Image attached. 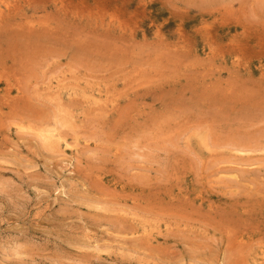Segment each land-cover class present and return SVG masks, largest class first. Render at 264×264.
Segmentation results:
<instances>
[{
    "label": "rangeland",
    "instance_id": "obj_1",
    "mask_svg": "<svg viewBox=\"0 0 264 264\" xmlns=\"http://www.w3.org/2000/svg\"><path fill=\"white\" fill-rule=\"evenodd\" d=\"M256 263L264 0H0V264Z\"/></svg>",
    "mask_w": 264,
    "mask_h": 264
},
{
    "label": "bare ground",
    "instance_id": "obj_2",
    "mask_svg": "<svg viewBox=\"0 0 264 264\" xmlns=\"http://www.w3.org/2000/svg\"><path fill=\"white\" fill-rule=\"evenodd\" d=\"M65 92H66V91H65ZM66 93H67V92H66ZM71 94H72V93H71ZM65 95H66V94H65ZM84 97H85V96H84ZM85 102H86V101H85ZM49 133H50V132H49ZM52 134H53V133H52ZM54 135H55V133H54ZM47 136H48V135H47ZM47 136H45V139H46ZM57 136H58V133H57ZM47 138H48V137H47ZM49 138L51 139L50 135H49ZM49 138H48V139H49ZM61 138H63V137H60V139H61ZM56 142H58V141H56ZM64 142H65V141H64ZM57 144H58V143H57ZM65 144H66V143H65ZM67 144H68V143H67ZM60 145H61V144H60ZM72 146H73V145H72ZM64 147H65V146H64ZM67 147L69 148V146H67ZM65 149H66V147H65ZM72 149H75V148H72ZM141 232H142V231H141ZM143 232H144V231H143ZM142 234H143V233H142ZM143 235H144V234H143ZM256 262H257V261H256ZM260 263H261V262H260ZM256 264H257V263H256Z\"/></svg>",
    "mask_w": 264,
    "mask_h": 264
}]
</instances>
